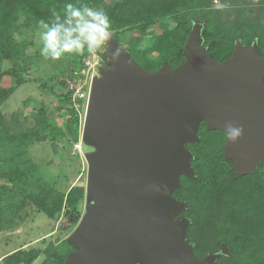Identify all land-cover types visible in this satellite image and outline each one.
Returning <instances> with one entry per match:
<instances>
[{
    "label": "water",
    "instance_id": "obj_1",
    "mask_svg": "<svg viewBox=\"0 0 264 264\" xmlns=\"http://www.w3.org/2000/svg\"><path fill=\"white\" fill-rule=\"evenodd\" d=\"M205 25L195 21L183 49L185 62L150 74L122 50L113 68L91 81L82 126L87 209L68 237L78 248L66 264H217L220 247L198 259L187 242L186 203L173 197L180 177L194 178L186 144L208 130L243 128L223 154L246 174L264 162V58L253 41L236 40L232 56L217 62L203 46Z\"/></svg>",
    "mask_w": 264,
    "mask_h": 264
},
{
    "label": "trees",
    "instance_id": "obj_2",
    "mask_svg": "<svg viewBox=\"0 0 264 264\" xmlns=\"http://www.w3.org/2000/svg\"><path fill=\"white\" fill-rule=\"evenodd\" d=\"M218 1L219 6L213 5L214 0H119L108 6L105 0H0V61H13L22 53V46L13 39L21 15L26 25L38 27L41 19L52 18L53 10L62 14L68 2L103 9L121 48L122 32H145L154 23H160L162 33L153 36L149 47H144L140 38H132L126 48L135 63L149 73H157L165 66L176 69L185 62L183 49L195 21L205 25L203 46L217 62L232 56L236 40L245 46L256 41L259 55L264 58V0ZM169 22L174 24L172 28ZM151 53L156 59L150 58ZM11 92L0 88V108ZM58 99L64 107L70 104L69 95ZM66 110L68 135L42 107L36 112L34 128L19 137L9 134L0 109V233L21 219L18 214L26 205L34 206L49 219L64 209L71 229L77 225L84 188L70 187L66 193L55 189L26 156V143L34 140H79L78 114L73 108ZM197 136L198 142L186 144L193 154L190 165L195 176H181L180 186L173 192L175 199L186 202L187 209L181 215L191 221L187 242L193 244L198 259L222 246L227 255L222 254L217 264H264V162L249 173L236 175L232 161L223 155L226 134L208 130L203 120ZM183 192L186 194L182 195ZM52 250L55 258L45 259L44 264H64L66 256L76 248L63 241ZM39 255V249H19L1 262L29 264Z\"/></svg>",
    "mask_w": 264,
    "mask_h": 264
},
{
    "label": "rangeland",
    "instance_id": "obj_3",
    "mask_svg": "<svg viewBox=\"0 0 264 264\" xmlns=\"http://www.w3.org/2000/svg\"><path fill=\"white\" fill-rule=\"evenodd\" d=\"M118 1L105 0V4L113 6ZM220 4L218 0L213 2L214 6ZM169 23V28H172L174 24ZM159 24L158 22L154 23L145 32L138 30L122 32L120 34L122 35V49L127 50L128 42L132 38H140L142 45L149 47L153 36H159L162 33V26ZM17 27L13 39L17 45L22 46V53L13 61H0V88L12 91L0 108L6 120L9 134L19 137L28 134V130H32L35 126L37 110L42 107L46 110L47 116L54 119L67 135L68 114L66 109H75L82 133L87 105L86 97L89 95L91 81L94 77H99L100 68L103 70L113 68L111 46L116 41L114 38L116 33L112 32L111 41L98 55H90L85 50L82 54H76L77 57L66 54L61 60L53 61L40 54L39 27H35L32 23L26 25L22 15L18 19ZM150 58L154 60L156 55L151 53ZM20 79H22L21 83ZM76 91L78 92L76 93ZM65 95H69L70 104L64 107L60 104L58 97ZM79 95H82L83 98H79ZM72 100L77 102L73 103ZM93 151L92 147L82 142L81 134L76 142L67 137L58 142L34 140L26 143V156L29 161L38 168L47 183L64 193L70 187H81L85 190L86 156ZM227 160L232 161L230 158ZM183 193L182 195L186 194V192ZM87 205L85 193L84 200L78 207L80 218L77 225L83 220ZM25 207L18 214L21 219H18L17 222L14 221L12 226L0 233V264H2L1 259L19 249H39L40 255L29 264H44L45 259L55 258L53 247L63 241L70 244L68 237L77 225L73 230L71 229L69 220L65 216L66 210L63 209L61 214L49 219L34 206L26 205ZM180 217L185 216L180 213L173 220ZM77 251L78 248L75 252ZM69 255L66 256L64 264H66ZM224 255H227L226 251Z\"/></svg>",
    "mask_w": 264,
    "mask_h": 264
},
{
    "label": "clouds",
    "instance_id": "obj_4",
    "mask_svg": "<svg viewBox=\"0 0 264 264\" xmlns=\"http://www.w3.org/2000/svg\"><path fill=\"white\" fill-rule=\"evenodd\" d=\"M223 7V6H221ZM41 41L40 54L46 59L59 61L66 54L98 55L112 39V22L103 9L88 5L76 6L65 3L63 12L52 11L49 21L38 22ZM122 50L111 51L113 60H118ZM228 141L236 143L243 136V128L228 122L225 125Z\"/></svg>",
    "mask_w": 264,
    "mask_h": 264
},
{
    "label": "built area",
    "instance_id": "obj_5",
    "mask_svg": "<svg viewBox=\"0 0 264 264\" xmlns=\"http://www.w3.org/2000/svg\"><path fill=\"white\" fill-rule=\"evenodd\" d=\"M86 64H87V63H86ZM89 91H90V90H89ZM77 92H78V91H76V93H77ZM79 98H83V96H82V95H79ZM87 98H88V95H87V97H86V100L88 101ZM72 102H73V103H74V102L76 103L77 101L72 100ZM78 102H79V101H78Z\"/></svg>",
    "mask_w": 264,
    "mask_h": 264
}]
</instances>
